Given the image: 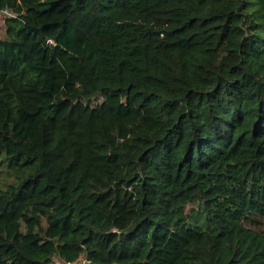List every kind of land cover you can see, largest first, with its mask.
I'll return each instance as SVG.
<instances>
[{
    "label": "trees",
    "instance_id": "obj_1",
    "mask_svg": "<svg viewBox=\"0 0 264 264\" xmlns=\"http://www.w3.org/2000/svg\"><path fill=\"white\" fill-rule=\"evenodd\" d=\"M2 12L0 264H264V0Z\"/></svg>",
    "mask_w": 264,
    "mask_h": 264
},
{
    "label": "rangeland",
    "instance_id": "obj_2",
    "mask_svg": "<svg viewBox=\"0 0 264 264\" xmlns=\"http://www.w3.org/2000/svg\"><path fill=\"white\" fill-rule=\"evenodd\" d=\"M7 13H0V39H4L6 37V28H5V17L7 16ZM187 211L189 214L190 218L195 217L196 213H197V206L195 205H189L187 207ZM189 219V218H188ZM191 220V219H189ZM200 223V222H199ZM259 229H261L262 231H264V224L260 227H257ZM81 264H84L83 262H80Z\"/></svg>",
    "mask_w": 264,
    "mask_h": 264
}]
</instances>
